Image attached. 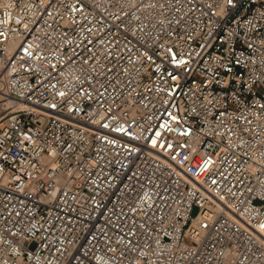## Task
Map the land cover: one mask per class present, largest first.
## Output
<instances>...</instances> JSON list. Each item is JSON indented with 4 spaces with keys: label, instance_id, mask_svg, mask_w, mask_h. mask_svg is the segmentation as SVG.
I'll use <instances>...</instances> for the list:
<instances>
[{
    "label": "built area",
    "instance_id": "obj_1",
    "mask_svg": "<svg viewBox=\"0 0 264 264\" xmlns=\"http://www.w3.org/2000/svg\"><path fill=\"white\" fill-rule=\"evenodd\" d=\"M0 264H264V0H0Z\"/></svg>",
    "mask_w": 264,
    "mask_h": 264
}]
</instances>
